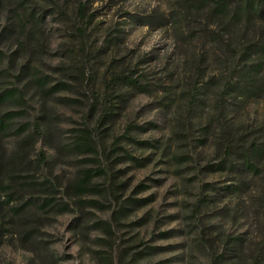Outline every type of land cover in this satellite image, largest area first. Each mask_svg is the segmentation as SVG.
<instances>
[{"label":"rangeland","instance_id":"rangeland-1","mask_svg":"<svg viewBox=\"0 0 264 264\" xmlns=\"http://www.w3.org/2000/svg\"><path fill=\"white\" fill-rule=\"evenodd\" d=\"M214 1L0 0V264H264V0Z\"/></svg>","mask_w":264,"mask_h":264},{"label":"trees","instance_id":"trees-1","mask_svg":"<svg viewBox=\"0 0 264 264\" xmlns=\"http://www.w3.org/2000/svg\"><path fill=\"white\" fill-rule=\"evenodd\" d=\"M225 3H223V0H215L214 1V6L216 8H220L222 7V5H224ZM40 157L43 158V153L40 152ZM1 170H2V164H1V160H0V174H1Z\"/></svg>","mask_w":264,"mask_h":264}]
</instances>
